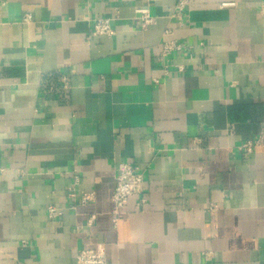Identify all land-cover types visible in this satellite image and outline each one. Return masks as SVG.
<instances>
[{
	"label": "crops",
	"instance_id": "crops-1",
	"mask_svg": "<svg viewBox=\"0 0 264 264\" xmlns=\"http://www.w3.org/2000/svg\"><path fill=\"white\" fill-rule=\"evenodd\" d=\"M3 1L0 264H264V149H237L264 125V0ZM122 162L144 181L114 225Z\"/></svg>",
	"mask_w": 264,
	"mask_h": 264
},
{
	"label": "built area",
	"instance_id": "built-area-1",
	"mask_svg": "<svg viewBox=\"0 0 264 264\" xmlns=\"http://www.w3.org/2000/svg\"><path fill=\"white\" fill-rule=\"evenodd\" d=\"M1 4L4 2L0 0ZM190 0H176L175 9L181 13H184L185 9L189 5ZM139 13V21L142 28L146 27L152 18L146 8H138L136 10ZM180 13V14H181ZM29 18V15H26ZM113 32L110 25L109 17H97L92 19V28L90 36L97 35H110ZM192 45H188L184 42L177 40H165L161 43V54L168 57L173 52H182L190 49ZM167 60V59H165ZM178 67V66H177ZM164 73L169 72V65L166 63L163 65ZM156 82V80H154ZM237 149L244 154H249L257 149H264V125L259 129L258 133L253 139L243 141L237 146ZM77 176L74 175V184L77 183ZM115 186L111 194V201L113 204L112 209V222L115 225L119 215L123 208L127 204V200L130 196L140 194L142 183L144 181V174L139 167L128 163L122 162L118 165L117 174L115 175ZM70 195L74 191V188L70 186L68 188ZM79 203L85 204L91 202L94 198L92 192H80ZM145 202L144 198H140L139 204ZM49 217H57L61 214V211L55 207H48L47 210ZM94 217L90 216L87 220L89 226ZM206 256L208 254H205ZM75 264H107L105 259L104 247L101 244L96 246L81 248L76 252Z\"/></svg>",
	"mask_w": 264,
	"mask_h": 264
}]
</instances>
